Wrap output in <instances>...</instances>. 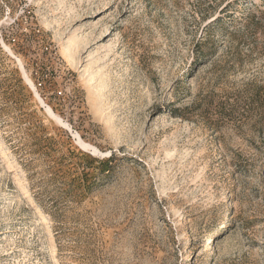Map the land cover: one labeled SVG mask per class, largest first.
<instances>
[{"label":"rangeland","instance_id":"1","mask_svg":"<svg viewBox=\"0 0 264 264\" xmlns=\"http://www.w3.org/2000/svg\"><path fill=\"white\" fill-rule=\"evenodd\" d=\"M0 264H264V0H0Z\"/></svg>","mask_w":264,"mask_h":264}]
</instances>
